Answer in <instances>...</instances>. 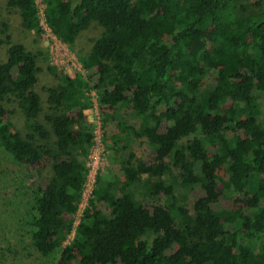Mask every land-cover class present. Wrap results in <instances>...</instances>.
Instances as JSON below:
<instances>
[{"label":"trees","instance_id":"obj_1","mask_svg":"<svg viewBox=\"0 0 264 264\" xmlns=\"http://www.w3.org/2000/svg\"><path fill=\"white\" fill-rule=\"evenodd\" d=\"M43 2L47 25L70 48L93 22L102 32L80 58L94 75L70 77L47 66L54 82L45 112L36 90L40 52L15 42L0 21V149L18 164L50 161L51 176L34 192L26 220L34 249L43 257L59 253L63 264H264V0ZM5 11L42 33L36 0H6ZM208 74L211 84L202 89ZM93 90L103 122L124 124L107 148L122 153L138 143L143 135L132 122L139 120L153 156L131 152L120 162L132 187L114 174L98 176L65 244L87 182L93 135L84 111ZM17 110L23 130L10 118ZM176 178L184 190L203 191L193 212L178 199ZM248 190V211L220 206Z\"/></svg>","mask_w":264,"mask_h":264},{"label":"rangeland","instance_id":"obj_2","mask_svg":"<svg viewBox=\"0 0 264 264\" xmlns=\"http://www.w3.org/2000/svg\"><path fill=\"white\" fill-rule=\"evenodd\" d=\"M38 6L42 7V1L38 0ZM6 0H0V21H6L9 25V33L15 42L23 43L28 50L33 52H40L39 67L41 72L39 74V82L36 90L40 93L45 112L47 110V91L46 88L50 86L54 80L46 71L47 66H54L57 70L63 71L66 74L76 76L82 73L84 76L94 75L96 70L87 72H78V64L81 62V56H84L90 50V47L95 39H97L102 29L93 22L91 26L82 32L77 38L74 48L64 46L50 33L49 30L43 31L42 34H36L24 29L21 25L20 17L17 13L8 14L5 11ZM255 10V8H253ZM0 38H3L0 34ZM52 52V53H51ZM6 58V46L0 45V62ZM212 76V75H211ZM213 77V76H212ZM211 78V77H210ZM211 80L209 74L201 82L202 89L210 86ZM104 90L114 93L112 87H107ZM93 104L87 109L84 114L87 122L91 124L93 142L89 145L87 151L88 164V179L84 187L86 198H91V191L96 186L97 177L100 175L114 174L120 177L122 182L127 187H132V183L127 181L121 168V161H123L131 152H135L139 157L150 160L153 156V151L149 146L148 126L142 121H133L135 128L141 132L143 138L138 143H132L129 148L122 153H115L107 148L106 143L110 138L121 132L124 124L121 120H110L103 122L102 110L99 107L98 95L96 91L89 93ZM8 109H16L14 105H8ZM264 110V108H263ZM97 114L100 116L101 124H98ZM18 129H24V119L19 110L11 117ZM95 130L102 135V145L95 141ZM166 132V123H161L158 134L163 135ZM110 144V142H109ZM103 149V154L100 150ZM210 156L218 153L217 149L210 146ZM224 155V152H219ZM100 154V155H99ZM100 157V158H96ZM50 161L47 158L37 160L33 164L24 165L16 163L12 157L3 149H0V264H63L60 262V254H55L50 257L41 256L32 246L28 231L26 220L29 212L33 206L34 192L43 187L46 181L51 176L49 169ZM177 176V175H176ZM175 181V180H174ZM176 195L180 202L186 198L187 208L190 212L192 210V202L204 195L203 191L196 188L193 191L182 189L178 184V178L175 181ZM246 197H230L223 198L220 201V206L228 210L235 207H243L248 211V207L253 202V191L248 190ZM157 204V201L154 202ZM159 203L165 204L164 200ZM84 203L82 209L84 207ZM100 210L109 211L105 204H98ZM81 209V210H82ZM80 211L75 216V219L80 220ZM73 235H70L65 242L69 244ZM176 245L167 251V254H172L176 250Z\"/></svg>","mask_w":264,"mask_h":264},{"label":"built area","instance_id":"obj_3","mask_svg":"<svg viewBox=\"0 0 264 264\" xmlns=\"http://www.w3.org/2000/svg\"><path fill=\"white\" fill-rule=\"evenodd\" d=\"M42 1V7L40 8L39 6H38V0H36V6H37V9H38V16H39V20H40V25H41V27H42V32L43 31H46L47 32V30H49L50 31V33H52V34H54L53 33V31L51 30V28L47 25V23H46V20H45V4H44V2H43V0H41ZM42 34V33H41ZM55 35V34H54ZM55 37L57 38V36L55 35ZM58 40H59V38H58ZM59 42L61 43V44H63L64 46H68L67 44H65V43H63L62 41H60L59 40ZM52 53V52H51ZM77 71L78 72H83V71H85V69L83 68V66H82V64H81V62H79V64H78V69H77ZM66 74V73H65ZM80 74H82V73H80ZM67 75H69L70 77H74L72 74H67ZM86 111V110H85ZM84 111V112H85ZM97 118L99 119L98 121H97V123L98 124H101V122H99L100 121V116H99V114H97ZM95 141H96V143L97 144H100L101 146H102V148H103V145H102V135L100 134V132L99 131H97V130H95ZM100 153L101 154H103V149L102 150H100ZM100 155V154H99ZM96 158H100V157H96ZM89 164V163H88ZM88 164H87V166H88ZM87 179H88V175H87ZM87 183V182H86ZM86 185V184H85ZM92 192H93V190L91 191V194H90V196L92 197ZM88 198H86V192H85V190L83 191V198H82V201H81V203H80V205H79V207H78V210L76 211V213L74 214V216H73V230L71 231V234L70 235H73L74 236V233H75V229H76V227H77V225L80 223V221H81V218H82V216H83V211H84V209L86 208V206L88 205ZM83 203H84V207H83V209H82V206H83ZM82 209V210H81ZM79 211H80V220H77V219H75V216L79 213ZM69 235V236H70Z\"/></svg>","mask_w":264,"mask_h":264}]
</instances>
